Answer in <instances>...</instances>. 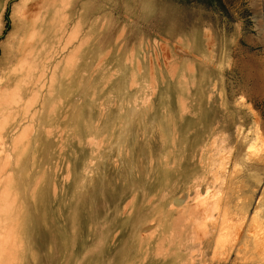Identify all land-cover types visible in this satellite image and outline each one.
Here are the masks:
<instances>
[{
    "label": "rangeland",
    "instance_id": "1",
    "mask_svg": "<svg viewBox=\"0 0 264 264\" xmlns=\"http://www.w3.org/2000/svg\"><path fill=\"white\" fill-rule=\"evenodd\" d=\"M0 96V264H264V0H0Z\"/></svg>",
    "mask_w": 264,
    "mask_h": 264
},
{
    "label": "bare ground",
    "instance_id": "2",
    "mask_svg": "<svg viewBox=\"0 0 264 264\" xmlns=\"http://www.w3.org/2000/svg\"><path fill=\"white\" fill-rule=\"evenodd\" d=\"M43 2H44V1H43ZM45 3H46V2H45ZM35 9H36V8H35ZM39 9H40V8H39ZM37 10H38V9H37ZM37 12H38V11H37ZM26 15H27V14H26ZM36 17H37V16H36ZM62 26H63V25H62ZM20 38H21V37H20ZM18 42H19V41H18ZM20 43H21V42H20ZM36 47H37V45H36ZM17 51H18V50H17ZM39 51H40V50H39ZM17 53H18V52H17ZM28 54H29V53H28ZM30 54H31V51H30ZM31 56H32V55H31ZM36 56H37V55H36ZM22 63H23V62H22ZM8 103H10V98H9V97H5V96L1 97V96H0V107H1L2 105L8 104ZM222 156H223V155H222ZM225 171H226V170H225ZM228 172H229V171H228ZM212 173H213V172H212ZM225 174H226V173H225ZM206 179H207V178H206ZM207 184H208V183H207ZM207 184H206V185H207ZM206 185H205V186H206ZM203 186H204V185H203ZM205 186H204V187H205ZM198 188H199V187H198ZM199 191H200V190H199ZM189 193H190V192H189ZM191 193H192V192H191ZM199 193H201V192H199ZM194 194H195V193H194ZM216 194H217V193H216ZM186 195H187V193H186ZM198 195H199V194H198ZM200 196H201V195H200ZM196 198H198V197L196 196ZM196 198H195V199H196ZM190 199H191V198H190ZM198 199H199V198H198ZM201 200H202V199H201ZM187 201H188V200H187ZM195 201H197V199H196ZM195 201H193V202H195ZM214 201H215V200H214ZM177 202H179V201H177ZM212 202H213V201H212ZM197 203H198V202H197ZM199 203H200V202H199ZM214 203H215V202H214ZM200 204H201V203H200ZM203 204H204V203H203ZM207 204H208V202H207ZM211 204H212V203H211ZM204 205H205V204H204ZM217 205H218V204H217ZM177 206H178V205H177ZM181 206H182V204H181L179 207H181ZM195 206H196V204H195ZM195 206H193V207H195ZM197 206H198V205H197ZM200 206H201V205H200ZM202 206H203V205H202ZM213 206H214V205H213ZM193 207H192V209H193ZM206 207H207V206H206ZM219 207H220V206H219ZM195 208H196V207H195ZM199 208H200V207H199ZM201 208H202V207H201ZM203 208H204V207H203ZM212 208H213V207H212ZM216 208H217V207H216ZM208 209H209V208H208ZM208 209H207V210H208ZM194 210H195V209H194ZM202 210H203V209H202ZM215 210H216V209H215ZM203 211H204V210H203ZM203 211H202V212H203ZM211 211H212V209H211ZM213 211H214V210H213ZM205 212H206V211H205ZM203 213H204V212H203ZM178 214H180V213L178 212ZM181 214H182V213H181ZM181 214H180V215H181ZM211 215H212V216H211V218H212V217H213V214H211ZM217 215H218V214H217ZM202 216H203V215H202ZM206 216L208 217V216H210V215H207V214H206ZM207 217H206V219H207ZM216 218H217V217H216ZM220 218H221V217H220ZM217 219H218V218H217ZM196 221H197V220H196ZM196 221H195V222H196ZM202 221L206 223L205 219H204V220H201V222H202ZM207 221H208V220H207ZM209 221H210V220H209ZM211 221H212V220H211ZM216 221H217V220H216ZM216 221H215V223H216ZM184 222H185V220H184ZM188 222H189V221H188ZM199 222H200V221H199ZM220 222H221V221H220ZM186 223H187V222H186ZM205 223H204V224H205ZM221 223H222V222H221ZM195 224H196V223H195ZM198 224H199V223H198ZM204 224H203V225H204ZM223 224H224V223H223ZM214 225H216V224H214ZM196 226H198V225H196ZM196 226H195V227H196ZM200 226H201V223H200ZM200 226H199L198 228L196 227L199 231H200ZM204 226H205V225H204ZM204 226H203V227H204ZM195 227H194V228H195ZM212 227H213V226H212ZM215 227H216V226H214V228H215ZM196 228H195V229H196ZM207 228H208V227H207ZM221 228H222V227H221ZM181 229L183 230V228H181ZM192 229H193V228H192V226H191V230H192ZM195 229H193V231H194ZM204 230H205V231H204ZM206 230H208V229H206V228L204 227L203 232H206ZM212 230H213V229H212ZM220 230H221V229H220ZM193 231H191V233H192ZM195 231H196V230H195ZM197 232H198V231H197ZM217 232H218V230H217ZM195 233H196V232H195ZM207 233H208V232H207ZM207 233H205V234L207 235ZM213 233H214V231H213ZM213 233H211V234H213ZM221 233H222V232H221ZM196 234H197V233H196ZM199 234H200V233H199ZM205 234H204V235H205ZM196 236H197V235H196ZM202 236H203V235H202ZM208 236H209V233H208ZM222 236H223V235H222ZM193 237H194V236H193ZM197 237H199V236H197ZM206 237H207V236H206ZM220 237H221V236H220ZM215 238H216V237H215ZM199 239H200V237H199ZM201 239L203 240L204 238L201 237ZM201 239H200V240H201ZM205 240H206V238H205ZM206 241H207V240H206ZM210 241H211V240H210ZM220 242H221V241H220ZM200 243H201V242H200ZM207 243H209V240H208ZM213 243H214V242H213ZM216 244H218V243H216ZM218 245H219V244H218ZM202 249H203V248H202ZM208 249H209V248H208ZM189 250H190V249H189ZM214 252H215V251H214ZM202 253L205 255L206 251H203ZM216 253H217V252H216ZM212 256H213V255H212ZM180 257H181V256H180ZM178 258H179V257H178ZM223 260H224V259H223Z\"/></svg>",
    "mask_w": 264,
    "mask_h": 264
}]
</instances>
